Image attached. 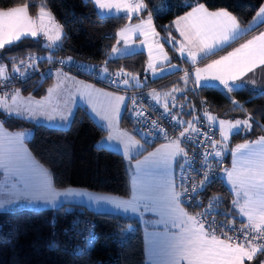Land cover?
<instances>
[{"label":"trees","instance_id":"16d2710c","mask_svg":"<svg viewBox=\"0 0 264 264\" xmlns=\"http://www.w3.org/2000/svg\"><path fill=\"white\" fill-rule=\"evenodd\" d=\"M263 1L206 0V3L210 10L229 11L237 17L240 25L245 26ZM143 2L147 8L138 16H131L129 19V16L125 15L100 16L93 0H0V6L28 4L29 15L33 18L37 17L40 8L48 10L63 32L61 40L52 46V50L42 48L45 40L40 37H25L6 45L4 49H0V66L6 69L19 67L31 53L43 57L40 66L49 61L44 59L46 52L49 53L51 60L72 58L78 62L106 68L107 74L117 72L124 79L125 73L136 76L141 83L128 86H153L155 94L160 95L165 102L168 104L173 101L187 102L188 105L185 107L195 108L196 112L191 111L198 117L202 116V112H209L224 120H243L251 117V130L234 133L231 145L264 136V92H257L249 87H235L230 93L224 88L213 86L194 88L189 81L185 85L183 75L179 71L149 78L145 74L147 55L143 51L122 57H110L113 47L118 44L117 31L150 13L160 34V45H163L169 59L167 65L180 64L173 46L165 40L167 35L165 29L173 25L174 19L190 10L187 5L195 4L196 0H143ZM263 29L264 22L208 59L220 56ZM171 35L175 38L177 36L174 27L171 28ZM52 82L53 78L49 72L46 77L36 76L13 88L19 89L22 95L41 98ZM185 88L187 90L183 91ZM165 91H170L167 97L162 94ZM0 121L8 130H32V136L27 140L28 149L52 174L55 188L77 187L122 198L130 195V176L122 154L97 145L106 134V130L95 122L85 106H77L74 109L69 125L64 129L16 116H6L1 111ZM119 123L131 131L124 111ZM155 145L146 146V151ZM231 145L228 151H231ZM229 158L230 154L223 156L222 167L223 164L230 163ZM202 196L205 204H212L213 213L217 217L234 225H243L232 215L233 195L219 177L206 185ZM66 206L67 204H62L55 208L36 210L16 206L0 211V264H99L104 257L113 254H119L121 264H147L142 228L135 219L82 206L69 210ZM86 218L92 219L96 225L98 243L89 255L71 256L64 250L66 245L64 231L69 229L71 219L81 222ZM126 224L132 225L134 231L129 239L118 244L113 241V233L118 226ZM53 232L56 241L52 240ZM263 258L264 255L258 253L253 261H245V264H259Z\"/></svg>","mask_w":264,"mask_h":264},{"label":"snow or ice","instance_id":"6c2138e0","mask_svg":"<svg viewBox=\"0 0 264 264\" xmlns=\"http://www.w3.org/2000/svg\"><path fill=\"white\" fill-rule=\"evenodd\" d=\"M96 5L100 9H120V4H106L103 0H95ZM126 13H138L147 8V5L140 0L139 3H128L123 5ZM186 14L173 21V25L165 29L167 35L166 42L173 46V49L178 51L182 56L185 53L187 46V55L195 60L196 55L193 48L201 46V51L206 54H214V50H218L222 45H227L234 40L240 23L235 15L227 10H210L206 0H196L195 4L189 3ZM41 19L43 18L44 9L40 8ZM256 17L260 21H264V4L259 7ZM130 19V16L128 17ZM255 23V21H254ZM147 25L152 28V32H142L147 37L149 34L159 36L153 27V17L150 13L147 14V20L141 21L136 25V29H143ZM174 27L184 39L178 42L171 35V28ZM136 29H133L136 30ZM43 33L50 42H55L60 39L59 34L50 35L49 30H45L42 26L38 27L35 20L29 15V5L19 4L16 6H0V49H4L5 45L12 44L14 41H19L22 36L37 37ZM124 37V32L120 33ZM142 41L141 43H144ZM186 42V44H185ZM163 49V45H158ZM125 44V49L127 48ZM149 55L152 52V44H148ZM113 52L120 51L116 48ZM51 61V57H45ZM165 60H168L165 54ZM60 60L58 63L61 67L70 62ZM264 65V32L249 40L247 43L241 44L227 55L220 59H215L212 63L207 64L205 68L196 69L194 83L200 85V81L218 82V86L222 85L227 92H232L237 85L233 83L248 72L252 71L257 65ZM155 73V66L151 63L148 65ZM171 69H175V65L170 64ZM215 70V71H213ZM16 71H19L18 69ZM59 71V70H58ZM101 71L107 73L104 68ZM208 73L206 76H201L200 73ZM7 69L0 66V78H4V87L7 88ZM111 75V74H110ZM127 73H125V76ZM74 79V78H72ZM133 80L136 77H132ZM83 83V82H81ZM110 83L117 89L121 85L127 86L128 79H112ZM185 85H187V73H185ZM84 90L79 92L80 97L91 106V111L102 121H106L109 128L112 127L114 121L119 117L121 104L125 101V96L116 95L114 92H105L102 89H96L93 85H84ZM187 88L183 89L186 91ZM49 93L53 92L52 88L48 89ZM95 94V95H94ZM20 96L17 90L14 94L0 97V108L6 109L7 113L23 115L26 113L29 117L36 115H47L42 110V105L39 101L36 102L37 107L34 109L28 105L23 107V111L19 107L15 109L11 105L6 104L8 98L15 100ZM104 98V103L110 110V114L98 106V98ZM33 98L28 97L31 101ZM75 94H70L64 101L66 111L61 113V120H67L70 115V105L74 102ZM131 103L136 104V99L131 98ZM234 103H236L234 101ZM173 107H177L173 101ZM168 104H164V109L168 110ZM179 107L183 108L184 105ZM195 110L193 109V112ZM136 117L144 116L143 111H135ZM175 119V113H169ZM204 118L211 122L216 118L203 113ZM53 119L52 116H48ZM251 117L245 120L236 119L233 124L231 121L220 120V136L227 139V135L223 131V126L229 124L231 128L241 131L251 130ZM199 117L193 115L192 121L185 122L181 119H175L176 131L179 136L169 138L168 133L160 127V125L152 120L150 122L149 133L152 131L160 133L165 139L169 140L168 144L161 145L155 152H149L144 156L143 160L136 159L134 170L131 178V198L118 199L102 195H92L91 193L79 191L73 192L70 189L60 192L57 191L52 183V174L47 168L40 164L25 147L23 131L17 133L7 132L0 123V170L5 174V180L8 181L15 177V182L12 183L11 194L3 201H0V208L10 206L18 201H26L28 203L37 204L44 203L55 205L61 196H87L89 201L96 205L107 204L125 213L131 212L143 216V212H154L159 216L158 220L152 221L153 224L164 225V232H151L146 234L149 257L152 255V248L158 240L163 242L162 255L165 257L162 264H245V261H253L257 254L264 255V136L256 143L261 146L260 152L253 153V159L249 163H257L258 168L242 170L237 175L238 168L241 167L240 150L249 149L248 144H237L236 150L233 152L232 169L224 168V174L227 180L236 190V198L231 201L233 208H238L239 215L247 216L248 223L241 228L232 227V235L227 231L219 229V226L207 219V213L189 214L183 207V199L187 198L189 190L197 191L196 185L203 187L210 182V174L213 169L209 167V158L216 160L217 165L223 163L224 148L219 147V142L213 139L208 133H198L207 145H210L212 151L202 153L203 171L200 174L199 181H192V187L189 188L188 180L190 177H179V183L173 179V163L177 156L187 158L185 149L181 147V138L186 137L189 129L193 128V123H198ZM182 126V127H180ZM2 133H6V136ZM113 137L110 135L109 139ZM191 139V137H187ZM136 144L140 142L135 141ZM127 148V144H125ZM172 150H168V149ZM129 157V165L131 166ZM184 170V164L181 163L180 171ZM243 176L249 181V188L256 189L259 197V211L253 212L247 205L250 202L246 199L245 204L240 203V192L244 190V196H249V191L245 189V182L240 177ZM258 177V182H257ZM239 181V182H238ZM0 185V190H2ZM143 210V211H142ZM175 229L176 231H171ZM219 231V235L217 232ZM223 238H220V237ZM259 264H264V259L259 261Z\"/></svg>","mask_w":264,"mask_h":264},{"label":"rangeland","instance_id":"374dc122","mask_svg":"<svg viewBox=\"0 0 264 264\" xmlns=\"http://www.w3.org/2000/svg\"><path fill=\"white\" fill-rule=\"evenodd\" d=\"M93 2L97 8L98 14L101 16H105V15H118L121 13L123 14L124 13L123 12V10H124L123 5L128 4V3H139L140 0H103V2L106 4H120L122 7L119 10L116 8L100 9L98 7V5H96L95 0H93ZM142 20L146 21L147 15L143 16L142 18H140L136 22L128 23L126 26L122 27L120 30L117 31V33H116L117 43L121 44L123 42L122 40H126V41L128 40L132 44H131V47H127L126 49L125 48L120 49L119 47L115 46L116 49H118V50L120 49V51L111 52L110 57H117V56L129 54L132 52V50H138V49H130L133 46H136L137 48L143 47L144 49H140V50H143V51L146 50V52L148 54L146 65H145V74L149 78H155L157 76L161 77V76H165V75L170 74V72L172 73V69L170 68V65H167V63L162 64L160 58H156V57L154 58V56H158V57H163V60H164V57H165L161 48L158 46L160 44V37L159 36H153L151 34H149L147 37H145L142 34V32H144V31H147L149 33L152 32V28H149L147 25H145L142 30L136 29V25L140 24ZM37 26L38 27L42 26L45 30H49L50 35L59 34V36H60V39L55 41V42H50L47 40V37H44L45 42H43V43H47L50 46H55L56 44L59 43V41L61 40V37L63 35V32L60 28L59 23L54 19L53 15L48 10L44 9L42 19H41L40 12L38 13V15H37ZM153 27H154L155 32H158L156 29V26L154 24V21H153ZM133 29H136V30L133 31ZM122 31L124 32V37H121V35H120V33ZM138 37H141L140 41H138V39H139ZM135 38H138V39L136 40ZM142 41H145V42L141 43ZM149 43L152 44L151 55H149V49H148ZM115 47H113V48H115ZM161 53H163V54H161ZM162 55H164V56H162ZM44 56L49 57V53L48 52L44 53ZM149 63H151L155 66V73H153L152 69L148 68ZM174 65L176 67H178V64L174 63ZM50 72L54 73L55 70H50ZM176 72H178V70ZM132 77H136V76H131L128 74L126 75V79L129 80V84L139 85L141 83L140 80L138 79V77H136L135 80H133ZM72 78H74V79H72ZM81 82H83V83H81ZM85 83L87 85H94V86L104 90L105 92H112L106 88H103L101 85H99V84H97L91 80H88V79L86 80V79H84L80 76H77V75H73V74L66 75V74L62 73L61 75L57 76L56 74H54L53 82L49 87V88L53 89V92L49 93L47 91V94L45 97L39 98V99L32 97L33 99L31 101H29L28 97H31V96H25V95L20 94V96L15 100V103H14L13 99H11V98H8L6 100L7 105L13 106L14 109L16 107H19L21 109V111H23V107L25 105H28V106L35 109L37 107L36 102L39 101L40 104L42 105V110L45 111L47 113V115H36V116L29 117L26 113H24L23 115H16L13 113H7L6 109H2V108H0V111L5 113L6 116H16V117H19L22 119H26V120L35 122V123H43V124H46V125L54 127V128L64 129V128L68 127L72 112H73L74 108H76V106H78V101H80V99H82L79 95V92L84 90L83 85ZM16 91H17L16 89L13 90L11 92V94H14ZM257 92H260V91H257ZM169 93H170V91L162 92L163 96H165V97H167L169 95ZM11 94H9V95H11ZM70 94H75L74 102L69 106L70 107V115L68 116L67 120H61V118H60L61 113L66 111V106H65L64 101L67 99V97ZM115 94L121 95L118 93H115ZM3 96H5V94L0 96V97H3ZM125 101L122 103L123 109H125ZM82 103H85V101L83 99H82ZM98 106L110 114V110L105 105L104 99L103 100L101 99ZM194 110H195V108H194ZM207 113H208V115L216 118L214 121H211L210 123L213 124L218 129V131L220 133L221 129H220L219 121L224 120V119H220V118L216 117L215 115H213L209 112H207ZM49 115L52 116L53 119H49L48 118ZM240 120H242V119H240ZM243 120H245V119H243ZM225 121H231L233 124L235 123V120H225ZM101 122L103 124V128L106 130V134L104 135V137H102V139H100L97 142V145L98 146H106L107 148L122 154L124 161L126 163L128 172H129L130 182H131L132 173L134 170L136 159L138 158L140 160H143L144 156H147L149 152H155V150L157 148H160L159 147L160 145L169 143V142H163L162 144L156 146L155 148H152V149L146 151V146L144 144H142L134 136V134L130 131V129L123 127V126H120L119 117H118V119H116L114 121L111 128L108 127L106 121L101 120ZM0 123H1V121H0ZM4 129H6V128L4 127ZM6 130H7V132H11V133H17V132L23 131L25 133L24 144H25V147L28 149L27 140H29L32 136V130L31 129H24V130H8V129H6ZM223 131L225 132V134L227 135L228 138L225 140L219 134V139H220V143H221L222 147L225 149V151L227 153L228 148L231 145L230 143H231L232 135L236 132L241 131V130L233 129L230 127L229 124H225L223 126ZM2 134L6 136V133H2ZM110 135L113 137L112 139H109ZM137 140L140 142L139 144L135 143V141H137ZM258 140H260V138H256L253 140H246V141H242V142H238V143H233L231 145L232 148L230 151V154H231L230 163L228 165L223 164L222 174L224 173V171H223L224 168H228L229 170L232 169L233 152H235L237 144H248L250 146L249 149H241L240 150L239 155H240V160L242 161V165L240 168H238L237 175H239V173L242 170H247L249 168L257 169L258 168V156L255 158L257 163H249L248 161L253 159V157H252L253 153L258 154L261 150V146L256 143ZM125 144H127V148H125ZM168 150H172V149L170 148ZM29 152H30V150H29ZM31 155H32V153H31ZM130 156L132 157L131 166L129 165V157ZM225 178H226V176H225ZM173 179L177 183H179V180L176 179L174 172H173ZM240 179L244 180L245 189L249 191V196L247 198H245L244 190H241V192H240V203L243 205V204H245L246 199H248L250 202L248 203L247 206L250 209H252L253 211L258 209L259 208L258 207L259 206V200L257 199L258 198V195L256 194L257 190L249 188V181L246 180L243 176H241ZM4 182H8V181L4 180L3 183H1V181H0V185L3 186L2 190H0V201H3L6 197H8L12 191L11 189L6 188L4 186ZM226 182L229 184L230 188L232 189V192L234 194V199H235L236 198V190L232 187V184L228 180H226ZM257 182H258V177H257ZM56 189H57V191H60V192H63V191L70 189L73 192H79V191L88 192L94 196L95 195H102V196H108V197H112V198H118L117 196L115 197V196H110V195H106V194L95 193V192H92V191H89V190H86L83 188H77V187H66V188H61V189L56 188ZM118 199H125L126 200L127 198L119 197ZM18 202H19L18 205H15L17 203H14L10 206L0 208V211L9 210L15 206H20V205H22V208L36 210V209H41V208H53V207L60 206L62 204H67L66 207L69 210L76 209V206H79V207L85 206L88 209H92L95 211H108V212L125 213V212L118 210V209H116L110 205H107V204L96 205L95 203L90 202L87 196H67V197L61 196L57 200V202L54 206L44 204V203L32 204V203H28L26 201H18ZM77 209L81 210V208H77ZM236 209H238V208H236ZM144 213L147 214V212H144ZM155 215H156V213H155ZM155 219L158 220L159 216L156 215ZM140 221H141V225H142L143 229L145 230L146 234L150 233L149 228L151 226H156L157 228H159V229H153L152 232H161L162 233L165 231L164 225H162V224L153 225L151 220H143L142 218L140 219ZM171 231H176V230L171 229ZM145 242H146V246H147V240ZM158 253L159 252L157 251V248L155 247V249L152 250L151 257H149V252L147 250V252H146L147 262L146 263L157 262V261H153V260L150 261V260H151V258H153V255H154V258H156V259L158 257H160V255H162V254L159 255ZM163 260L164 259H159L158 262H163Z\"/></svg>","mask_w":264,"mask_h":264},{"label":"built area","instance_id":"2783aa9c","mask_svg":"<svg viewBox=\"0 0 264 264\" xmlns=\"http://www.w3.org/2000/svg\"><path fill=\"white\" fill-rule=\"evenodd\" d=\"M43 57L37 53H31L27 55L24 63L19 67L15 66L7 69V88L4 85V78H0V95L2 93L8 92L11 88L24 84L29 80L33 79L36 76L46 77L50 70H55L63 74H73L85 79L91 80L102 87L121 94L125 96L126 108L125 118L130 124L131 131L134 136L145 146H152L163 141H169L165 139L160 133L152 131L149 133L150 122L155 120L160 127H162L169 135V138H175L179 136V132L176 131L175 119H181L185 122L192 121L194 113H192L193 108L189 107H179L180 105H188L187 102H175L177 107H173V102L168 104L165 102L160 95L155 94L153 86H139V87H130L121 85L117 89L114 85L110 83L112 79H124L117 72L107 74L104 73L101 67L97 65H92L87 62H78L71 58V61L64 64L62 67L58 63L60 60L67 61L68 59L56 58L51 61H48L44 65H39L42 62ZM19 71H16V70ZM180 72L188 73L190 70L186 66L182 65L180 67ZM136 99V104L131 103V98ZM168 104V110L164 109V104ZM192 110V111H191ZM135 111H143L144 116L136 117ZM196 112V111H194ZM169 113H175V119L169 115ZM199 117L198 123H193V129H189L186 133V137L181 138L182 143L181 147L185 149L187 153V158L180 156L179 167L175 173L176 179L179 180V177L185 176L190 177L188 180L189 188L192 187V181H199L201 176L200 174L203 171V159L202 153L212 151L210 145H207V141L204 140L198 133H208L212 135L213 139L219 142V147L222 148L219 139V133L216 127L210 124L203 116ZM196 116V115H195ZM198 117V116H196ZM182 127V126H180ZM191 139H187V137ZM181 163L184 164V170L180 171ZM209 167L213 169L210 174V182L217 179L221 172V165H217L216 160L209 158ZM210 182L206 183L203 187L199 184L196 185L197 191L192 192L189 190L187 193V198L183 199V206L187 209L193 211V213H207V219L211 222H214L219 226V229L227 231L229 235H232V227L241 228L243 225H234L231 222H227L224 219L217 217L213 213V206L211 203H204L202 191ZM96 225L94 221L90 218H86L81 222L76 219H71L69 222V229L65 230L66 236V245L64 250L67 251L71 256L82 254L89 255L91 254L93 248L98 243V234L95 231ZM134 229L132 225H120L118 226L113 233V241L118 244H122L124 241L129 239ZM219 235V231L217 232ZM52 240L56 241L55 232L52 234ZM99 264H121L119 254H113L106 256L102 259Z\"/></svg>","mask_w":264,"mask_h":264},{"label":"crops","instance_id":"0c3cea01","mask_svg":"<svg viewBox=\"0 0 264 264\" xmlns=\"http://www.w3.org/2000/svg\"><path fill=\"white\" fill-rule=\"evenodd\" d=\"M144 3V2H143ZM262 4H264V1H263V3ZM261 4V5H262ZM260 5V6H261ZM96 7V6H95ZM97 9V8H96ZM258 10H259V8H258ZM258 10L256 11V13L258 12ZM143 11V10H142ZM142 11H140V12H138V13H126L125 12V10H123V14L121 13V14H118V15H125V16H138ZM98 12V11H97ZM256 13L254 14V16L251 18V20L247 23V25H245V26H242V25H240V29L238 30V33H237V35H236V37H235V39H237L238 37H240L241 35H243L244 33H246V32H248V31H251V30H253L254 28H256L258 25H260L261 23H263L264 21H260L257 17H256ZM186 13H184L183 15H185ZM182 15V16H183ZM101 16V15H100ZM105 16H108V15H105ZM181 17V16H180ZM179 18V17H178ZM178 18H176V19H178ZM34 20H35V22H36V24H37V17L36 18H33ZM176 19H174V20H176ZM173 20V21H174ZM254 21H255V23H254ZM172 24H173V22H172ZM61 28V27H60ZM175 29V28H174ZM62 30V29H61ZM120 30V29H119ZM176 31V30H175ZM262 32H264V29L263 30H261V31H259V32H256V33H254L253 35H251L247 40H245L244 42H242L241 44H244V43H247L249 40H251V39H253L254 37H256V36H258V35H260ZM176 33H177V36H176V40L178 41V42H180V41H183V37L182 36H180V34H179V32L178 31H176ZM25 37H29V38H33V37H30V36H22L21 37V39L22 38H25ZM37 37H40V38H42V39H44V37L45 36H43V33L41 32L40 34H38V36ZM37 37H34V38H37ZM139 38V39H138ZM138 38H135L136 40L138 39V41H140V39H141V37H138ZM234 39V40H235ZM45 40V39H44ZM234 40H232V41H234ZM123 42L120 44V43H118L116 46L117 47H119L120 49H124L125 48V44H127V46L128 47H131V44L132 43H130V41H126V40H122ZM232 41H230L227 45H222L218 50H214V53H216V52H219V51H221L222 49H224V48H226ZM14 42H16V41H14ZM13 42V43H14ZM185 44H186V42H185ZM241 44H239L238 46H236V47H234V48H232V49H230V50H228L227 52H225V53H223V54H221L220 56H217V57H215V58H212V59H208V57L209 56H211V55H213V54H206V52H204V51H201L200 49H201V46L200 45H198L197 47H195V48H193L192 50H193V52L195 53V55H196V59L195 60H193V59H191V57H188V55H187V46H186V48H185V53H184V55L182 56L178 51H176V54L179 56L178 58L180 59V64H178V67H176L175 69H172V72H176L177 70L179 71L180 70V67L182 66V65H184V66H186L187 68H189V72L187 73V81H189L190 82V84L194 87V88H198V87H200V86H213V87H217V88H221V89H223V86L222 85H219L218 86V82H205L204 80H201L200 81V85H196L195 83H194V79H195V76H196V69H198V68H205L206 66H207V64H209V63H212V61L213 60H215V59H220L222 56H225V55H227L229 52H231V51H233L235 48H237V47H240V45ZM160 45V44H159ZM6 46V45H5ZM116 48V47H115ZM119 49V50H120ZM130 49H138V50H132V52L131 53H134V52H138V51H143V50H140V49H144L143 47H140V48H137L136 46H133L132 48H130ZM162 50V52L164 53V55L166 54L165 53V51L163 50V49H161ZM113 52V51H112ZM143 52H145L146 53V55H147V57H148V54H147V52H146V50H144ZM131 53H129V54H131ZM163 53H161V54H163ZM129 54H125V55H121V56H117V57H122V56H126V55H129ZM164 55H162V56H164ZM160 58L161 59V63L162 64H165V63H167L168 61H169V59L168 60H163V57H158V56H154V58ZM168 57V56H167ZM112 58H116V57H112ZM213 71H215V70H213ZM171 73V72H170ZM183 76V79L185 80V73H183V72H180ZM54 74H56L57 76H59V75H61L62 73L61 72H59V71H55L54 73H52L51 72V77L53 78L54 77ZM200 75L203 77V76H206V75H208V73H204V72H201L200 73ZM158 77V76H157ZM160 77V76H159ZM83 78V77H82ZM85 79V78H84ZM87 80V79H86ZM230 83H233L234 85H237V87H249V88H251V89H254L255 91H260V92H264V65H259V64H257L254 68H253V70L252 71H250V72H248L245 76H243L242 78H240V79H238V80H236V81H234V82H230ZM84 85H87L86 83L84 84ZM83 85V86H84ZM94 86V85H93ZM96 89H100V88H98V87H96V86H94ZM104 88V87H103ZM19 90V89H17V88H12L10 91H8V92H6L8 95L9 94H11V92L13 91V90ZM48 91V90H47ZM6 93H2L0 96H2V95H4V94H6ZM21 94V93H20ZM46 94H47V92H46ZM46 94L43 96V97H45L46 96ZM22 95V94H21ZM43 97H41V98H43ZM34 98V97H33ZM37 99H39V98H37ZM101 99L103 100L104 98H102V97H99L98 98V104L100 103V101H101ZM78 106H85L86 108H87V110H88V112H89V114H90V116L95 120V122L98 124V125H100L102 128H103V124H102V122H101V120H100V118H98V116H96L95 115V113H93L92 111H91V106L90 105H88L86 102L85 103H82V99H80V101H78ZM77 107V106H76ZM123 107V105L121 104V106H120V111H119V121H120V117H121V115H122V113H123V111H124V109L122 108ZM75 109V108H74ZM74 111V110H73ZM73 113V112H72ZM71 118V117H70ZM102 139V138H101ZM163 142H169V141H163ZM163 142H160V143H158L157 145H155L153 148H155L156 146H158V145H160V144H162ZM102 147H106V146H102ZM159 147H161V145L159 146ZM152 149V148H151ZM226 154H230V151H228L227 153H226V151H225V153L223 154V156H225ZM229 160H231V154H230V158H229ZM179 161H180V156H177L176 157V159H175V161H174V163H173V172H174V174L176 173V171H177V169H178V167H179ZM219 178L224 182V184L228 187V189L231 191V193H232V195H233V199H234V194H233V192H232V189L230 188V186H229V184L226 182V180H227V178H225V174L223 173L222 174V170H221V172H220V175H219ZM5 180V174H4V172L2 171V170H0V181H1V183H3V181ZM13 182H15V178L13 177V178H11L10 180H8V182H4V186L6 187V188H9V189H11L12 190V188H11V185H12V183ZM131 191H132V186H131V182H130V195L129 196H127L126 198L128 199H130L131 198ZM110 196H112V195H110ZM116 197V196H115ZM119 198V197H118ZM122 198V197H121ZM258 200H259V197L257 198ZM17 204H15V205H18V203L19 202H16ZM16 207V206H15ZM17 207H21L22 208V205H20V206H17ZM58 207V206H57ZM82 207H85V206H82ZM184 207V206H183ZM259 207V206H258ZM53 208H55V207H53ZM185 208V211H187L190 215L191 214H194L193 212H191L190 210H188L186 207H184ZM41 209H45V208H41ZM92 210V209H91ZM95 211V210H94ZM143 211V210H142ZM259 211V208L258 209H256V210H254L253 212L255 213V212H258ZM100 212H108V211H100ZM238 212H239V210L238 209H236V208H233V212H232V215L233 216H235V217H237L238 219H239V221L241 222V224H243V225H246L247 223H248V220H247V216H242V215H239L238 214ZM110 213H115V214H118V215H121L122 217H124V218H128V219H135L140 225H141V221H140V219L142 218L143 220H151V221H155V220H157V219H155L156 218V215H155V213L154 212H147V214L146 213H144L143 212V216L141 217V216H139V214H133V213H130V212H128V213H122V212H110ZM141 217V218H140ZM153 225H155V224H153ZM141 228H142V233H143V238H144V248H145V261L147 262V256H146V252H147V250H148V245L146 246V233H145V230L143 229V227H142V225H141ZM153 229H159V228H157L156 226H151L150 228H149V232L151 233L152 231H153ZM220 238H223L222 236L220 237ZM155 247L157 248V251L159 252L158 254L160 255V254H162V252H163V242L162 241H160V240H158L157 241V243L153 246V248H152V250H154L155 249ZM159 259H165V257L163 256V255H160V257H158L157 259L156 258H154V255H153V258H151V260L150 261H157V262H151V263H147V264H162V262H158L159 261Z\"/></svg>","mask_w":264,"mask_h":264},{"label":"water","instance_id":"95a60500","mask_svg":"<svg viewBox=\"0 0 264 264\" xmlns=\"http://www.w3.org/2000/svg\"><path fill=\"white\" fill-rule=\"evenodd\" d=\"M42 48L45 49V50H52L53 49V47L48 45L47 43H43L42 44Z\"/></svg>","mask_w":264,"mask_h":264}]
</instances>
